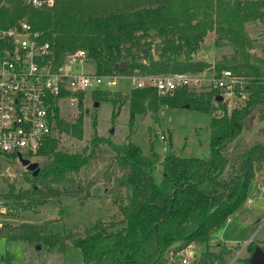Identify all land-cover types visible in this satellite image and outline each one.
Listing matches in <instances>:
<instances>
[{"label":"trees","instance_id":"trees-1","mask_svg":"<svg viewBox=\"0 0 264 264\" xmlns=\"http://www.w3.org/2000/svg\"><path fill=\"white\" fill-rule=\"evenodd\" d=\"M53 1L50 8H35L28 0H0V25L12 26L26 18L34 29L43 30L60 55L81 47L97 72L126 75L193 72L209 67L211 63L197 54L214 33L217 41L225 39L234 48L233 55L223 57L214 70L230 68L247 76V98L240 107L228 109L216 101L214 91L194 94L181 88L160 97L154 88L134 89L125 97L131 126L138 114H144L147 108L153 113L159 105H188L210 112L209 155L182 158L169 153L161 158L157 153L144 154L131 142L116 144L97 135L81 150L69 152L59 147L56 135L38 151L49 160L39 165L36 176L29 171L31 188L17 192L10 186L5 195L0 194L3 215L23 217L47 203L51 193L41 184L47 188L78 173L91 163L100 146H109L129 167V192L119 204L123 219L116 227H102L72 240L85 264H167L165 254L172 247L178 251L195 242L208 244L246 198L254 177L253 163L264 160V142L258 139L249 151L236 152L237 162L230 167L227 157L240 134L251 132L256 122L264 123V68L261 60L250 55L251 41L235 27L259 15L264 0H137L126 8L102 6L80 11L74 10L69 0ZM55 114L57 132L82 138V112L74 123L60 119L57 110ZM259 131L264 132V127L257 130V135ZM246 141V137L240 138L235 149H242ZM158 168L161 173L156 176ZM3 236L14 242L53 246L49 232L38 224L25 223L15 233ZM256 245L250 241L247 247L253 252ZM261 247L264 250V244ZM0 264L14 263L9 256H0Z\"/></svg>","mask_w":264,"mask_h":264},{"label":"rangeland","instance_id":"rangeland-1","mask_svg":"<svg viewBox=\"0 0 264 264\" xmlns=\"http://www.w3.org/2000/svg\"><path fill=\"white\" fill-rule=\"evenodd\" d=\"M136 1L69 0V4L74 10L80 11L102 6L126 8ZM235 27L251 41L250 55L261 60V66L264 68V2L260 4L259 15L243 20ZM215 35L213 33L207 37L203 48L197 54L198 58L210 62L211 66L187 73H204L222 61L223 57L229 58L233 55L232 44L225 39L217 41ZM201 53L204 55L201 56ZM88 64L90 66L86 69L94 70L93 61L89 59ZM116 75L119 76L115 86L86 88L82 103L74 99L78 96L80 98L79 93L67 97L62 102L57 110L58 117L67 123H74L82 112L83 132L81 139L67 133L55 132L59 138L60 148L69 152L79 151L97 135L116 144L131 142L138 145L144 154L157 153L161 158L169 153L182 158H205L209 155L212 119L210 112L201 111L193 106L159 105L152 114V124L142 123L144 113L138 114L131 126L128 122L129 101L125 97L136 88L132 84V76ZM199 92L201 91H194V94ZM95 102H98V106L94 105ZM161 134L166 136L165 141L160 139ZM164 146L166 151L162 150ZM29 159L37 161L40 166L49 160L38 154ZM125 165L115 157L109 146H100L91 163L78 173L70 174L64 180L50 184L47 188L41 184L45 192L51 193L49 198L47 197V203L32 208L23 217H13L10 212L7 216L0 215V256H9L14 264H85L80 249L71 245L72 240L85 237L102 227L112 229L122 221L119 204L125 200L129 192L126 183L129 167ZM255 170L246 198L230 215V221L227 219L224 221L208 244L192 243L191 264H201L203 260L207 261V264H247L252 250L246 247V243L255 241L258 245L264 244V163L256 164ZM160 173L161 170L158 168L156 176ZM30 177V172L19 159L0 155L1 195H5L10 186L17 192L29 190ZM249 198L252 199L251 202H247ZM2 223H9V226L4 227ZM25 223L45 227L52 237L53 246L14 242L3 236L5 233L10 235L15 233ZM53 234L55 236H52ZM172 249L173 247L165 254L166 263L182 264L181 259L184 255L179 256L177 251Z\"/></svg>","mask_w":264,"mask_h":264},{"label":"built area","instance_id":"built-area-1","mask_svg":"<svg viewBox=\"0 0 264 264\" xmlns=\"http://www.w3.org/2000/svg\"><path fill=\"white\" fill-rule=\"evenodd\" d=\"M53 0H28L34 7H49ZM44 32L21 18L8 27L0 25V155L29 159L38 154L57 132L55 113L64 100L75 94L82 103L90 86H115L119 75L87 70L89 58L84 48L60 55ZM209 74V75H207ZM137 88H154L160 97L176 90L214 91L228 108L240 107L247 98L248 80L230 68L204 73L171 72L130 75ZM161 134L160 139L165 141ZM166 151V146L162 148ZM30 160V159H29ZM32 161V160H30ZM8 173V168L6 169ZM252 199H247L251 202ZM5 206L0 200V215ZM230 221V216L226 218ZM1 225V224H0ZM249 243V242H248ZM246 243V247L248 245ZM192 244L177 251L182 264H191ZM237 258V255L235 256Z\"/></svg>","mask_w":264,"mask_h":264},{"label":"water","instance_id":"water-1","mask_svg":"<svg viewBox=\"0 0 264 264\" xmlns=\"http://www.w3.org/2000/svg\"><path fill=\"white\" fill-rule=\"evenodd\" d=\"M222 97L221 96H217L216 97V101H221ZM95 106H98V102H95L94 104ZM185 107H188V105H185ZM152 111L150 109H146L145 114L143 115V119H142V123L144 125H150L153 123V117H152ZM257 123V122H256ZM261 127H264V123H257L256 127L253 128V130L251 132H243L242 134H240L235 141L233 142V144L231 145V154L227 155L228 159H229V164L228 166L230 167L233 163L237 162L234 159V154L236 152H243L245 150H249L250 148H252V146L254 145V140L258 139L261 140L262 142H264V138L261 136H258L256 134L257 130ZM242 137H248L249 139V146L247 148H242L239 150L235 149V145L237 143V141L242 138ZM21 163L26 167V169L28 171H31L33 173L34 176H36L38 174L39 171V163L37 161H30L29 159H21ZM37 248H39V246H37ZM249 264H264V250L260 245H256L255 249L253 250L251 257L249 259Z\"/></svg>","mask_w":264,"mask_h":264},{"label":"flooded vegetation","instance_id":"flooded-vegetation-1","mask_svg":"<svg viewBox=\"0 0 264 264\" xmlns=\"http://www.w3.org/2000/svg\"><path fill=\"white\" fill-rule=\"evenodd\" d=\"M256 125H257V123L255 124L254 123V126L256 127ZM262 128V127H261ZM260 132L261 131H259V134L258 135H260L261 136V134H260ZM261 133H264V132H261ZM263 137V136H262ZM247 138V141L245 142V144H244V147L243 148H247L248 146H249V139H248V137H246ZM253 147V146H252ZM251 149V148H250ZM249 149V150H250ZM249 150H245V151H249ZM244 161L246 162V166H247V159L246 158H244ZM259 163H264V160H261V161H257V162H254L253 163V173H254V175H255V165L256 164H259Z\"/></svg>","mask_w":264,"mask_h":264},{"label":"crops","instance_id":"crops-1","mask_svg":"<svg viewBox=\"0 0 264 264\" xmlns=\"http://www.w3.org/2000/svg\"><path fill=\"white\" fill-rule=\"evenodd\" d=\"M211 239V238H210ZM209 242H210V240H209ZM260 244V246H262L263 244L262 243H259ZM258 245V244H257ZM192 255H193V251H192ZM203 260V259H202ZM203 262H207V261H204L203 260Z\"/></svg>","mask_w":264,"mask_h":264}]
</instances>
